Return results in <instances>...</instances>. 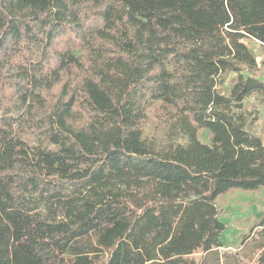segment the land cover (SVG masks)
<instances>
[{
  "label": "trees",
  "instance_id": "obj_1",
  "mask_svg": "<svg viewBox=\"0 0 264 264\" xmlns=\"http://www.w3.org/2000/svg\"><path fill=\"white\" fill-rule=\"evenodd\" d=\"M248 40L264 0H0V264H264L262 221L221 251L264 188Z\"/></svg>",
  "mask_w": 264,
  "mask_h": 264
},
{
  "label": "rangeland",
  "instance_id": "obj_2",
  "mask_svg": "<svg viewBox=\"0 0 264 264\" xmlns=\"http://www.w3.org/2000/svg\"><path fill=\"white\" fill-rule=\"evenodd\" d=\"M249 46L254 50L259 62L257 73L264 79V52L261 44L257 41L248 40ZM246 73V72H245ZM234 73H226L225 82L220 86L221 91L228 93ZM245 108L257 117L251 129L261 134L264 131V99L261 95H252L244 102ZM200 138L208 142L209 132L202 130ZM218 205L222 210L221 220L225 222L226 229L221 234L223 241L222 252L235 251L243 236L257 226L261 229L259 222L264 223V188L257 191L236 190L218 199ZM254 264V263H251Z\"/></svg>",
  "mask_w": 264,
  "mask_h": 264
}]
</instances>
